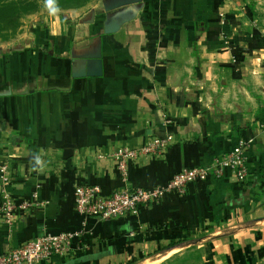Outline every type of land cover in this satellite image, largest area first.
Segmentation results:
<instances>
[{"label":"crops","instance_id":"1","mask_svg":"<svg viewBox=\"0 0 264 264\" xmlns=\"http://www.w3.org/2000/svg\"><path fill=\"white\" fill-rule=\"evenodd\" d=\"M247 3L95 0L0 51V167L14 199L34 202L14 226L0 223V254L44 231L80 230L75 184L122 188L112 154L171 134L163 156L130 165V185L209 165L240 138L250 141L247 182L228 170L136 217L89 219L71 253L47 264H152L191 245L206 264H264V0Z\"/></svg>","mask_w":264,"mask_h":264},{"label":"built area","instance_id":"2","mask_svg":"<svg viewBox=\"0 0 264 264\" xmlns=\"http://www.w3.org/2000/svg\"><path fill=\"white\" fill-rule=\"evenodd\" d=\"M174 141L171 134L153 137L139 147H121L112 154L124 186L105 195L100 186L76 183L74 202L76 211L82 217V227L78 231L52 233L44 231L35 238L28 239L17 246L8 247L0 254V264H47L55 256L67 257L76 240L84 237L89 219L110 221L138 216L143 207L159 202L167 194L183 196L191 183L203 182L210 178L220 179L226 171L240 183L247 182L250 169L248 150L250 141L240 138L229 153L213 159L204 166L185 167L176 172L166 183L154 187H135L129 184L130 165L141 161L154 160L163 156ZM13 176L8 164L0 167V223L14 226L18 213L32 207L34 202H17L8 190ZM34 194V201L38 199Z\"/></svg>","mask_w":264,"mask_h":264},{"label":"rangeland","instance_id":"3","mask_svg":"<svg viewBox=\"0 0 264 264\" xmlns=\"http://www.w3.org/2000/svg\"><path fill=\"white\" fill-rule=\"evenodd\" d=\"M7 1L10 0H0V2L5 3ZM92 2H95V0H71L69 2H60L59 0L30 1L29 7L21 11L20 17L15 23L11 25H8V23L0 24L1 29H3L0 32V51L12 50V47H20L24 42L31 41L34 26L39 23V25L46 24L47 18L50 21V19H56L58 16L66 18L75 12H81L82 14ZM151 262L152 264H206L203 261L202 251L197 245L181 248V250L174 253L155 256Z\"/></svg>","mask_w":264,"mask_h":264},{"label":"trees","instance_id":"4","mask_svg":"<svg viewBox=\"0 0 264 264\" xmlns=\"http://www.w3.org/2000/svg\"><path fill=\"white\" fill-rule=\"evenodd\" d=\"M10 0L5 2H0V24H7L11 25L17 21L20 17V13L22 10H26L29 5L31 4L30 1L32 0ZM60 2H69L71 0H59ZM248 1V8L251 10L254 9L255 3L257 0H245ZM3 31L0 27V32ZM130 170V169H129ZM130 176V172H129Z\"/></svg>","mask_w":264,"mask_h":264},{"label":"bare ground","instance_id":"5","mask_svg":"<svg viewBox=\"0 0 264 264\" xmlns=\"http://www.w3.org/2000/svg\"><path fill=\"white\" fill-rule=\"evenodd\" d=\"M164 257V256H163ZM162 261V260H161ZM140 264V263H139ZM142 264H151V263H149V261L148 262H144V263H142Z\"/></svg>","mask_w":264,"mask_h":264}]
</instances>
